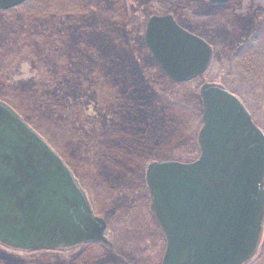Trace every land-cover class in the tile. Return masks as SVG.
<instances>
[{
    "label": "rangeland",
    "instance_id": "1",
    "mask_svg": "<svg viewBox=\"0 0 264 264\" xmlns=\"http://www.w3.org/2000/svg\"><path fill=\"white\" fill-rule=\"evenodd\" d=\"M33 1L32 5L37 0ZM82 1L88 13L80 16L35 23L31 18H15L16 14L0 19V44L4 45L0 101L27 117L71 169L94 213L107 220L106 237L114 247L96 245L88 254L84 248L45 253L40 260L45 264H160L165 241L148 212L144 168L152 161L189 163L198 157L195 142L201 128L198 90L202 83L230 82L226 85L237 92L264 130L263 94L253 92L252 84L237 73L236 62L230 59L264 29V0H234L217 7L205 0H120L116 24L106 18L113 0ZM169 13L213 49L212 64L200 79L171 83L145 47L148 18ZM95 24L97 31H93ZM93 47L97 52L89 58L85 51ZM61 56L69 61L58 63ZM122 67L129 75L127 81L122 77V86L137 83L129 98L120 96L123 89L113 91L107 80H93L106 68L117 72ZM143 89L151 106L148 116L139 107L128 117L125 105L117 115L107 113L110 98L119 96L122 104L137 97L131 106L140 104ZM54 102L55 109L51 108ZM124 119L135 120L128 137L122 132V125L128 127ZM142 132L147 141L137 138ZM122 146L130 148L127 155ZM262 232L261 255L250 264H264V227Z\"/></svg>",
    "mask_w": 264,
    "mask_h": 264
},
{
    "label": "water",
    "instance_id": "2",
    "mask_svg": "<svg viewBox=\"0 0 264 264\" xmlns=\"http://www.w3.org/2000/svg\"><path fill=\"white\" fill-rule=\"evenodd\" d=\"M27 1L0 0V11ZM144 43L176 84L200 78L213 56L170 14L148 20ZM198 93L197 160L154 162L145 170L149 212L165 240L161 264H248L264 227V132L220 84L204 83ZM105 230L63 160L0 102V246L25 253L89 243L112 248Z\"/></svg>",
    "mask_w": 264,
    "mask_h": 264
},
{
    "label": "trees",
    "instance_id": "3",
    "mask_svg": "<svg viewBox=\"0 0 264 264\" xmlns=\"http://www.w3.org/2000/svg\"><path fill=\"white\" fill-rule=\"evenodd\" d=\"M32 2H34V1L30 0L26 4L21 5L17 8H14V9L6 11V12H0V15L6 16V17H0V19H2V18L7 19L8 15L12 16V15L16 14L15 18H20V19L31 18L32 22L35 23V22H37L38 19H40L41 21L42 20L46 21V20H50L56 16H80L81 14L88 13V8L82 0H37L35 2V4H33V5H32ZM50 2H53V3L51 4ZM121 3L122 2H120L119 0H113L112 9H110V12H112V13H110V12L106 13V18L109 22H113L116 24V23H118V20H120L118 17H116V12L118 11V8L121 5ZM48 4H50L49 7L47 8L48 9L47 13L49 15L45 16L44 15V10H45L44 8H46V5H48ZM112 14H113V17H112ZM96 29H97V24L94 25L93 31H95ZM260 31L261 32L257 36L253 37L252 40H250V42L244 46L245 48L243 47L244 49H242V51L240 53H238V54L234 53L236 55L232 56V58H230V59H232V62H234V61L236 62V65H234V67H235L237 73L240 74V76L244 75L245 79H247V81L252 84L253 92H259L260 91L263 94L262 98H263V106H264V37H261V33H264V29L260 30ZM113 34L114 33L112 31L111 33H109V36L110 35L113 36ZM20 35H22V34H20ZM95 36H97V35H95ZM105 37H108V36L104 35V38ZM35 38H38V40H39V37H35ZM1 45L2 44H0V53L3 51V46H4V45H2V46ZM23 49H25L24 46H21V50H23ZM85 52L88 53L89 58H94V56L97 52V49H95L93 47L91 49V51L89 50V51H85ZM66 61H69V60L65 59L63 56H61L58 63L64 64V63H66ZM107 69L108 68H106V70L104 69L102 72L93 76V80L99 81V79H98L99 77H101L104 81L107 80L108 81L107 85L110 88H112L113 91H118V90L123 89L122 94L120 96L127 98L128 97L127 95L130 94V92L132 90H135L133 87L136 88L137 83L135 82L136 83L135 84V83L129 81V82H127V85H129V86L123 87L122 86V77H125L126 81L128 80V77H129L127 69L122 67V69L117 70V72L114 71V69H112L113 71L110 69H108V70ZM2 72H3V68L0 67V78L2 76ZM226 84H231V83L227 81L222 86H224V88H226L230 93L234 94L239 99H241V97H239L237 92L231 90ZM144 90L145 89H143V91H140L141 96H138V98L141 99L142 102L140 104L135 103L132 106H131V102L133 103V101L136 100L137 97L136 98L133 97L129 102H127V103L123 102L122 104H120L118 102L119 96L115 97V98L114 97L110 98V104L111 105L106 109L107 113L110 114L111 116L117 115L118 113H120V111H119L120 108L121 107L123 108L124 105L125 106L123 109H125L127 111L128 117H130L132 115L131 112H134V110H136V108L140 109L139 107H142L143 110L146 111L147 109H145V107H147L148 101H147L146 96H144L142 94L144 92ZM258 97H259V95H258ZM259 99H261V98L259 97ZM42 101L43 100L40 99V104L38 105L39 109L43 107V105L41 103ZM241 101L245 105V103L242 99H241ZM52 105L53 106L51 108L55 109L56 107H58V104L55 102ZM54 109H52V110L54 111ZM19 115L41 137H43L34 128V126L31 125V123H30V121H28L27 117L23 116V114H19ZM252 119H253V116H252ZM134 121L135 120H133V119H127V122L130 125ZM127 130L130 132L132 129L127 128ZM144 187H145V185H144ZM145 193L147 196L146 190H145ZM94 246H96V244L87 245L86 247H84L83 251L87 252L86 254H88V252H90L92 250L90 248H93ZM45 253H50V252H34V253H28V254H15V253H11V252L7 251L5 248L0 247V264H45L40 260V255L45 254ZM260 255H261V253L259 252L255 260H257ZM78 258H77V260H78ZM76 263H78V262H76ZM81 264H85V263L83 262ZM88 264H93V263H91L89 261ZM102 264H110V262L109 263L103 262Z\"/></svg>",
    "mask_w": 264,
    "mask_h": 264
},
{
    "label": "flooded vegetation",
    "instance_id": "4",
    "mask_svg": "<svg viewBox=\"0 0 264 264\" xmlns=\"http://www.w3.org/2000/svg\"><path fill=\"white\" fill-rule=\"evenodd\" d=\"M30 1V0H29ZM28 1V2H29ZM120 1V0H119ZM234 0H232V1H230V2H227V3H224V4H220V5H217V6H223V5H226V4H229V3H231V2H233ZM121 2V1H120ZM205 2H207L206 0H205ZM27 3V2H26ZM25 3V4H26ZM125 5V4H124ZM210 5H213V4H210ZM216 6V5H215ZM216 6V7H217ZM106 10H108V8L106 9ZM125 14V13H124ZM170 15H172V17H173V20L175 21V22H177V20H176V18H175V15H173L172 13H169ZM165 15H168V14H165ZM165 15H161V16H158V15H152V16H157V17H162V16H165ZM152 16H150V17H152ZM70 17H73V16H70ZM149 17V18H150ZM149 18H148V20H149ZM148 20H147V23H146V26H147V24H148ZM178 24V23H177ZM179 25V24H178ZM146 26H145V29H146ZM180 26V25H179ZM181 27V26H180ZM182 28V27H181ZM97 29H98V27H97ZM184 29V28H183ZM145 31V30H144ZM187 32H189V31H187ZM189 33H191V32H189ZM155 63V62H154ZM155 65H156V63H155ZM149 108L151 109V106H150V104H149V102L147 103V107H145V109H147L145 112H144V114H145V116H148V111H149ZM124 122L128 125V127L127 128H133V126L132 125H130V124H128V122H127V119H124ZM123 122V123H124ZM147 121H146V125H147ZM126 127V125H122V132H123V136L124 137H128V136H130L131 135V131L129 132L127 129H124ZM132 135H137V134H132ZM137 138L139 139V140H141V141H147V136L145 135V133H141L140 135H137ZM144 139V140H143ZM155 145V144H154ZM129 146V145H128ZM123 148H122V153L124 154V155H127V153H128V151H129V149L130 148H128L127 146L125 147V146H122ZM120 151H121V149H119ZM138 157H139V155H138ZM152 162H160V161H152ZM149 163H151V162H149ZM149 163H147L146 164V166L149 164ZM146 166H145V168H144V172H145V170H146ZM144 189H145V187H144ZM146 190V189H145ZM106 221V223H107V220H105Z\"/></svg>",
    "mask_w": 264,
    "mask_h": 264
}]
</instances>
